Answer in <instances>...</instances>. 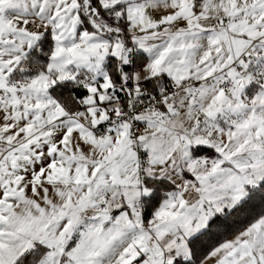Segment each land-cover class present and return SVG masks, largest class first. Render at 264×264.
<instances>
[{"label": "snow or ice", "instance_id": "obj_1", "mask_svg": "<svg viewBox=\"0 0 264 264\" xmlns=\"http://www.w3.org/2000/svg\"><path fill=\"white\" fill-rule=\"evenodd\" d=\"M0 264H264V0H0Z\"/></svg>", "mask_w": 264, "mask_h": 264}]
</instances>
